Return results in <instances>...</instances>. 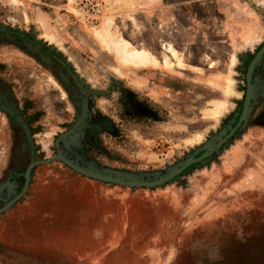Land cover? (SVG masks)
Wrapping results in <instances>:
<instances>
[{"label":"rangeland","instance_id":"obj_1","mask_svg":"<svg viewBox=\"0 0 264 264\" xmlns=\"http://www.w3.org/2000/svg\"><path fill=\"white\" fill-rule=\"evenodd\" d=\"M0 264H264V0H0Z\"/></svg>","mask_w":264,"mask_h":264},{"label":"bare ground","instance_id":"obj_2","mask_svg":"<svg viewBox=\"0 0 264 264\" xmlns=\"http://www.w3.org/2000/svg\"><path fill=\"white\" fill-rule=\"evenodd\" d=\"M96 36L101 43L115 53L117 60L125 65L145 67L148 64L154 66L160 64L166 69H172L180 63L178 52L169 43L164 45L165 50L162 53V57H157L149 50L135 49L134 46L130 45L131 43L126 40H114L111 34H103V31L102 33L96 32Z\"/></svg>","mask_w":264,"mask_h":264},{"label":"water","instance_id":"obj_3","mask_svg":"<svg viewBox=\"0 0 264 264\" xmlns=\"http://www.w3.org/2000/svg\"><path fill=\"white\" fill-rule=\"evenodd\" d=\"M12 113V111H10ZM85 113H86V109H84V112H83V115L81 117V119L85 116ZM18 120L21 121V118L20 117H17ZM80 119V120H81ZM22 126H23V129L27 135V139L29 142L32 141L31 139V135L29 134V129L28 127L22 123ZM53 159H59L61 160L63 163H65L67 166L71 167L72 169H74L75 171L77 172H80L84 175H87V176H91V177H94L96 179H99L101 181H111V182H116V183H120V184H129L125 181H121V180H116L114 178H110V177H107V176H104V175H99V174H90L89 172H87L85 169H82L78 166H76L74 163H72L71 161H69L63 154L61 153H57L56 155L52 156V157H49L47 159H43V160H32L30 165L28 166L27 168V172H26V184H25V188L27 187L28 183H29V172L31 170V168L36 165V164H39V163H42V164H46L48 162H50L51 160Z\"/></svg>","mask_w":264,"mask_h":264}]
</instances>
